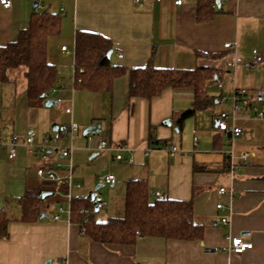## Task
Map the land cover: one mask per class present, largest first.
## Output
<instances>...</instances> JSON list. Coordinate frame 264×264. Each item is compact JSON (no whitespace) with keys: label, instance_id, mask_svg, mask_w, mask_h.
Masks as SVG:
<instances>
[{"label":"crops","instance_id":"0c3cea01","mask_svg":"<svg viewBox=\"0 0 264 264\" xmlns=\"http://www.w3.org/2000/svg\"><path fill=\"white\" fill-rule=\"evenodd\" d=\"M11 1L10 9L0 5V46L14 41L34 12L60 14L61 32L48 43L49 61L58 66L59 73L61 65L75 63L78 31L110 39L113 64L127 70L149 62L169 69L210 67L218 78L207 91L217 98L254 87L240 76L241 67L254 60V50L264 61V0H221L218 8L222 12L204 22L198 19L197 0H185L182 6L175 0ZM228 43L233 47L226 48ZM218 67H226L230 75L221 74ZM222 77L230 78L229 84L210 91ZM26 87L23 72H14L10 82L0 84V135L5 142L14 135L24 139L34 134V144L39 145L52 135L54 127L63 130L75 124L79 130L52 143L57 150L50 153L49 160L30 154L23 144L17 147L13 160L8 159L5 147L0 149V208L13 219L7 237L0 239V264H264V119H253L246 107L248 112L243 111L236 121L243 133L228 144L229 135L217 131L218 116L224 112L217 109L222 106L218 99L187 119L181 132L175 127L176 119L193 107L194 87L170 88L150 100H128V73L114 81L111 91L97 93L80 90L73 86L72 78H62L47 98L61 102L49 108L47 99L30 104ZM256 102V97L250 96L245 105ZM261 102L264 106V99ZM97 122H101L102 132L90 143L83 132ZM151 134L156 143H151ZM99 139L108 141L106 150L95 149ZM165 141L178 147L175 156L162 150ZM67 148L72 149L69 160L74 180L81 184L71 194L82 198L98 194L102 198L99 208L104 204V220L100 221L122 217L127 183L146 180L152 196L161 192L167 199L192 200L194 215L205 226L204 238L147 237L134 245L91 242L82 236L79 225L71 222L67 192L62 188L54 195L55 208L47 202L46 217L20 221L18 201L26 191L41 184L46 193L53 188L52 183L38 179L37 168L57 164L67 168L70 161L61 155ZM244 152L250 154L246 162L240 157ZM118 155L123 160L132 158L133 164L118 160ZM108 174L117 179L113 188L100 182ZM104 186L103 197L94 192L95 187ZM220 187L229 192L219 195ZM220 203L223 208L218 209ZM56 215L59 221L53 219ZM223 218L228 219L226 225L221 223ZM228 237H241L253 247L234 253L228 248Z\"/></svg>","mask_w":264,"mask_h":264},{"label":"trees","instance_id":"16d2710c","mask_svg":"<svg viewBox=\"0 0 264 264\" xmlns=\"http://www.w3.org/2000/svg\"><path fill=\"white\" fill-rule=\"evenodd\" d=\"M197 3L200 21H209L222 12L216 0H197ZM60 32V14L49 10L34 12L29 25L21 30L18 37L9 44L0 46V84L10 82L14 72H23L30 104L47 99L58 89L60 81L58 66L48 58V43ZM75 44L72 81L73 86L80 90L109 92L114 81L126 73L129 74L128 100H150L170 88L194 87L193 107L183 112L175 121L179 132L182 131L186 120L194 116L196 111L212 107L218 99L207 91V86L218 78L215 70L210 67H197L193 70L169 69L157 68L149 62L145 67L127 70L114 65L111 57L108 58V53L113 52L110 39L100 34L78 31ZM263 99L264 95L261 98L259 95L256 97L257 102ZM58 100L61 102V99ZM246 107L250 112L253 105H245L244 110ZM62 131L58 128L49 136ZM150 141L156 143L152 134ZM163 144V147L168 146L166 141ZM52 186L51 194L45 197L46 192L42 184L26 191L18 201L21 207L20 221L36 222L42 219L46 214L47 199L58 191L54 184ZM62 190L68 192L66 186H63ZM69 204L71 222L78 224L82 236L91 242L134 245L139 238L147 237L181 241H197L204 238L205 226L196 219L192 200H160L153 197L146 180H130L127 183L124 215L120 218L110 217L105 221H96L94 215L99 211L95 210L98 204H93L91 194L83 198L73 197ZM82 209L89 210L90 214H83ZM12 220L8 212L0 208V239L7 237Z\"/></svg>","mask_w":264,"mask_h":264},{"label":"built area","instance_id":"2783aa9c","mask_svg":"<svg viewBox=\"0 0 264 264\" xmlns=\"http://www.w3.org/2000/svg\"><path fill=\"white\" fill-rule=\"evenodd\" d=\"M167 0H157L159 3H163ZM185 0H175L174 3L178 6H182ZM190 1H195V0H190ZM135 2H140V0H135ZM11 0H0V5L4 9H10L11 7ZM235 46V44H234ZM226 48H232L233 45L228 43L225 45ZM62 51H67V47L64 46L62 47ZM254 53V60L251 62H246L245 67L249 69H254L258 67V65L263 61V58L261 55L258 54L256 50L253 51ZM120 58H122V55H119ZM219 88H222V84L220 82L217 83ZM247 95V91L245 89H237L235 90L232 99H233V115L232 117H229L228 115L222 113L218 116L217 119V131L222 132V133H227L229 135V139L226 141L228 144H231L233 140L239 136L242 135V129L236 126V121L238 120L239 115L242 113L244 107H245V98ZM218 101L220 103H226L227 97L221 95L218 98ZM60 100L57 101L59 103ZM254 110V117L256 119H264V111H259L255 107L252 108ZM67 113L71 112V109L66 110ZM230 118L231 120V127L228 125L227 119ZM79 127L77 125H69L67 128L63 129L61 133H55L53 136H45L42 139V142L39 145L34 144L35 140V135L34 134H29L27 135L24 139H21L20 136L14 135L12 138L5 142L3 140V137L0 135V148H4L7 151V157L9 160H13L17 156V147L21 144L25 145L27 147V150L30 154H39L43 160H49V155L50 153L56 149L52 146V143H55L61 135H66V134H73L74 132L78 131ZM89 142H93L92 136H88ZM195 140V145H197V138H194ZM108 148V141L105 139H99L96 143L95 149L97 151H104ZM163 149L167 151L171 156H175L179 149L176 145H168L164 146ZM57 150V149H56ZM71 148L63 149L61 151V155L63 158L70 159L71 157ZM232 156V155H231ZM250 154L247 152H244L241 154V159L246 162V160L249 158ZM120 161H126L127 165L133 164V159L130 158L128 160H123L122 156L118 155L116 157ZM232 158V157H231ZM70 161V160H69ZM234 171V164H231V172ZM36 175L38 179L42 182H49L52 183L56 186V189L59 190L63 186H66L68 188V192L66 194V197L69 201L71 202L73 196L71 194V191L73 189H79L81 187V184L79 182H76L73 177V165L70 161L69 165L67 168H63L62 164H57L55 166H41L37 168L36 170ZM116 177L113 174H108L105 175L104 177L101 178L100 182L104 185H108L109 187L113 188L116 184ZM228 191L225 187H220L218 189V194L219 195H225ZM153 196L163 200L166 199L165 194L161 192H154ZM92 201L93 204H100L102 202V198L98 194H93L92 195ZM218 209L223 208V205L220 203L217 205ZM60 211H62V208H60ZM82 213L85 215L90 214L89 210L82 209ZM89 217L86 218L88 220ZM55 221L60 220V216L56 215L53 217ZM221 223L226 225L228 223L227 218H223L221 220ZM230 240L229 243V250L241 254L244 253L245 251L252 249L253 244L250 242L245 241L241 237H228Z\"/></svg>","mask_w":264,"mask_h":264},{"label":"rangeland","instance_id":"374dc122","mask_svg":"<svg viewBox=\"0 0 264 264\" xmlns=\"http://www.w3.org/2000/svg\"><path fill=\"white\" fill-rule=\"evenodd\" d=\"M61 68H62L61 69L62 72L59 73V79L61 80L63 78L64 80H66V79L67 80H71L72 75H73V71H74V69H73L74 65L63 64V65H61ZM218 69H220L222 71V72H220L221 74L226 73L227 75H230V74H228V69L226 67H221V68L218 67ZM240 76H241L243 82L247 81V82H249L250 85H251V83L254 84L253 88H245V87H243V89H245L247 91V97H250V96L257 97L260 92L263 93V95H264V61L261 62L258 65V67L254 68V69H249V68H246L245 66L241 67ZM229 80H230V78L226 79V77H222V79L220 80V83L223 85L222 87L226 86V84H227V82ZM215 85L212 86L210 91L214 92L215 87H217V83ZM217 89H218V87H217ZM219 90H221V89H219ZM233 94H234V92H232L231 94L222 93L221 95L227 97V101H226V103H222V106L218 105V108H217V109H219V111L223 110L224 112H222V113L228 115L229 117H232V115H233V99H232ZM221 95H219V96H221ZM247 97H246V99H247ZM253 107H255L259 111H264V106L262 105V102H256L255 105H253ZM243 111H245V110L243 109ZM245 112H248V111H245ZM250 112L252 114L253 119H255L254 118V110L252 109ZM241 117H243V113H241L239 115L238 119H240ZM258 121H260V120H258ZM227 122H228V125L231 127L230 118L227 119ZM51 132H52V134L54 133L53 130ZM242 133H243V130H242ZM92 137H97V136H92ZM228 139L229 138L227 137L226 141ZM162 150H164V149L162 148ZM227 152H230V151H227ZM95 189H96V187L94 188V192L100 193L102 195V197H103V194H104L103 190H105L106 187L104 186V187L100 188L99 190H95ZM56 198L57 197H55V196H50L47 199L46 202L54 203ZM56 205L57 204L54 203L53 204V206H54L53 208H55ZM100 206H102V208L100 209V211L98 213H96L94 215V219L96 221L104 220V218H102V215H103V212H104V209H103L104 204H102Z\"/></svg>","mask_w":264,"mask_h":264},{"label":"water","instance_id":"95a60500","mask_svg":"<svg viewBox=\"0 0 264 264\" xmlns=\"http://www.w3.org/2000/svg\"><path fill=\"white\" fill-rule=\"evenodd\" d=\"M216 4H217L218 7H220V5H221V0H216ZM34 6H36V3H34ZM111 55H112V51H110V52L108 53V55H107L108 58H110ZM43 97L45 98L46 95H44ZM261 97H262V95L260 94V98H261ZM55 104H56V100L47 99V100L45 101V106L48 107V108L51 107V106H53V105H55ZM166 122L170 125V121H166ZM57 130H58V128L55 127V128H54V131H57ZM101 132H102V125H101V122H97L96 124L87 127V128L84 130L83 135H84L85 137H87L88 135H99ZM98 188H99V187H98ZM50 194H51V193H44V197H45V196H48V195H50ZM95 210H96V211L99 210V205L96 206ZM43 217H46V215H43L42 218H43Z\"/></svg>","mask_w":264,"mask_h":264}]
</instances>
